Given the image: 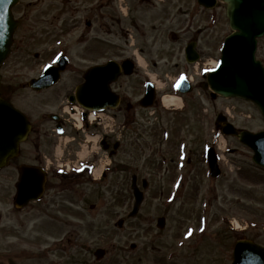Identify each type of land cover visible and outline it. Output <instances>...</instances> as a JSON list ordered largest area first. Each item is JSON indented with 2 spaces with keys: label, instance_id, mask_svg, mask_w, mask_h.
I'll use <instances>...</instances> for the list:
<instances>
[{
  "label": "rangeland",
  "instance_id": "rangeland-1",
  "mask_svg": "<svg viewBox=\"0 0 264 264\" xmlns=\"http://www.w3.org/2000/svg\"><path fill=\"white\" fill-rule=\"evenodd\" d=\"M222 11L220 37L230 32L224 9ZM82 31L83 26L73 32L67 27L62 32L63 46L65 44L66 48L69 47L68 52L73 55V75L77 82L82 79L90 62L98 59L97 55L89 57L85 54L84 44L78 42ZM258 46L257 58L264 65V38L259 39ZM214 55L215 53L210 56L212 60L209 57L206 59L209 65H212ZM208 62L205 61V64ZM39 67L37 64L32 69L21 67L8 72L9 77L13 76L15 87L11 98L31 118L40 117L44 112L62 113L67 107L63 96L51 95V91L60 90L63 83L45 94H34L19 88L18 84L33 76ZM71 70L72 66L68 65L63 74L64 82L69 83ZM175 74L164 79L170 83ZM195 79L200 80L198 76ZM128 84L131 86L128 89L131 94L133 84L130 81ZM190 96L194 97L198 108L207 109L204 123H199L200 119L195 116L197 110L192 113L189 106V109L182 110L179 117L177 114H164L162 123L159 124H155L152 110H147L138 114V125L133 124L135 128L130 131H119V128L114 127L109 132L110 143L117 141L120 148L110 157L112 170L98 183L85 177L79 179V182L74 179L71 187L68 182L52 179L42 202L30 203L20 210L12 203V187L7 185L5 191L0 187V228H8L3 231L10 230L12 234L22 238L29 235L32 239L37 234L42 247H48L54 240L61 239L60 254L63 258L64 252H70L65 239L72 238L73 264H228L232 258V243L237 238H251L264 245V169L251 161V149L235 137H225L224 141L219 142V147L218 140L215 141L222 171L218 180L205 177L200 168L194 178L189 177V188L177 193L178 201L166 204L169 190L167 185L170 184L169 176H172L173 171L166 172V169L161 168L156 156V153L163 154L169 149L167 144L160 141L162 128L166 127L169 131L168 144L176 145L180 137H185L190 142L188 147L193 148V151L201 146L200 131H204L206 142L213 140L214 118L219 112L228 113V119L238 128L252 132L264 129L263 118L249 101L220 97L213 106L208 95L204 96L200 90ZM60 103H63V109L59 106ZM64 114L70 119L66 120L69 126L61 136H55L57 143L52 147L48 158L54 163L73 158L74 164L78 159H83L81 157L86 153L82 144L88 145L90 155L91 145L97 150L99 141L94 139L87 142L84 138L91 137H85L81 131H77L66 110ZM202 114L204 111H201ZM92 130L87 132L90 134ZM75 132H78L81 139L73 148L71 136L76 137ZM227 149L232 150L228 152ZM98 161L103 164L109 158L104 156L103 160ZM67 162L72 164L69 160ZM132 174L138 176L139 186L142 177L149 181L150 186L146 189L145 199L137 215L128 218L126 215L133 200L130 189ZM1 182L5 181L0 178ZM204 205L207 207L203 208ZM162 215L166 218L165 226L159 229L156 227V220ZM201 215L203 223V218L208 219L207 230L202 235L193 236L182 247H177L175 241L181 238L183 231L193 227V235L199 232L198 218ZM119 218L125 221L121 228L116 225ZM42 227L43 230H40ZM2 236L6 237V234H0V243L5 244L11 240ZM132 243L135 244L133 249L130 248ZM98 247L105 248L107 253L104 258L96 261L93 252ZM48 255L54 258L50 253ZM29 264L35 263L30 261Z\"/></svg>",
  "mask_w": 264,
  "mask_h": 264
},
{
  "label": "flooded vegetation",
  "instance_id": "flooded-vegetation-1",
  "mask_svg": "<svg viewBox=\"0 0 264 264\" xmlns=\"http://www.w3.org/2000/svg\"><path fill=\"white\" fill-rule=\"evenodd\" d=\"M224 8L225 5L219 0L211 9L206 8L199 0H17L11 8L15 28L10 53L0 67V96L10 101L26 116L31 128L27 137L18 144V153L9 158L7 166L0 169V178L5 181L0 183L1 190L5 191L6 186L9 185L15 192L20 166L37 167L43 169L46 174L44 192L41 200L38 201L42 202L49 187L48 183L52 179L68 182L72 187L73 180L77 179L79 182V179L84 178L92 169L91 165L99 163L98 160H103L104 156L107 158L113 156L119 150L120 144L117 141L110 143L109 131L114 127L119 128V131H130L135 128L133 124L138 125V114L147 110H152L155 124L162 123L164 114L180 115L182 112L177 108L163 107L162 97L170 91L164 77H170L175 73L178 75L181 70L185 72L192 90L187 94H177L181 102H185L186 105L192 103L195 106L196 100H193V103V97L190 95L196 90L210 97L209 89L205 88L204 75H201L198 81L195 78L197 70L205 66L206 59L211 54H216L220 47V19ZM81 26L84 31L80 34L78 42L84 44L85 54L89 57L97 55L100 59L91 61L87 68L112 63L119 74L110 84L115 100L101 106L105 107L102 110L104 113L111 115L112 121L110 123L99 121L88 126L89 132L93 129L92 131L100 134L99 146L96 151L91 148L92 153L87 155L89 157L83 162L85 169L83 168L84 170L78 174L73 171V166L78 167L79 159L74 164L73 158L67 159L72 163L70 165L67 160L63 162L54 158L55 161H59L54 163L48 158L52 147L56 146L58 128L63 132L69 126L70 119L64 114L66 109L62 113L44 112L40 117H29L27 111L14 103L11 98L15 87L13 76L9 77V70L21 67L32 69L35 65H40L33 76L24 83L18 84L19 88L34 94H45L63 83L61 89L56 92L51 91V95L63 96L68 109L73 107L69 97L73 101L74 89L83 81V74L82 79L77 82L76 76L73 75V55L68 52L69 47L66 48L65 44L63 46L62 32L67 27L73 32ZM61 55L67 56L68 63L58 82L46 89L30 88L29 80L38 77L45 66L55 64ZM68 65L72 66L69 83L63 81V74L67 71ZM148 79L157 82L158 87L155 85V88L150 89L147 86ZM128 81L133 84L131 94L128 91L131 87ZM149 101L151 105L144 107ZM61 104L63 103L59 106ZM61 109H63L62 105ZM201 109L202 107H194V110H197L195 116L200 119L199 123H204L205 116L201 115ZM77 133L75 132L76 137L71 136L73 148L81 139ZM183 142L186 144L184 149L187 152L184 161L175 154ZM202 143L201 140V145ZM189 145L190 142L186 139L178 140L176 145L167 144L169 149L167 148L166 155L161 156V161L167 160L166 172L173 171L172 176H169L170 184L167 185L169 191L174 188L177 191L187 190L189 177L194 178L200 168L202 173L206 169L202 147L193 151V148L188 147ZM162 164L160 162V165ZM107 165L99 180L107 177L109 168L112 170L110 161ZM178 168H183V171H180V177L174 183V172ZM30 203L35 202H29L25 207ZM4 229L8 228L1 227L0 234H6L7 239L11 240L6 241L5 244L0 243V264H29L30 261L35 264H73L72 238L65 239L70 252L68 251V254L64 252L65 258H63L60 254L61 239L54 240L48 247H42L37 234H34L32 239L29 235L22 238L12 234L10 230L3 231ZM40 230H43V227ZM6 237L2 236V238ZM48 253L54 258L49 257Z\"/></svg>",
  "mask_w": 264,
  "mask_h": 264
},
{
  "label": "water",
  "instance_id": "water-1",
  "mask_svg": "<svg viewBox=\"0 0 264 264\" xmlns=\"http://www.w3.org/2000/svg\"><path fill=\"white\" fill-rule=\"evenodd\" d=\"M17 0H0V65L9 52L11 36L15 28L10 13L11 6ZM226 4V16L232 29L224 40L218 67L207 74L206 87L223 97H239L250 100L259 109L264 118V68L255 59L257 38L264 35V0H221ZM207 7H212L214 0H199ZM65 59L61 57L58 66H51L38 78L32 79L30 87L40 89L49 87L58 79L59 72L65 67ZM118 75L113 64H105L89 68L84 74V82L75 89L76 101L84 108L100 106L111 102L113 95L109 83ZM180 87V91H188ZM73 97V102H74ZM221 132L233 135L239 141L249 146L254 154L252 160L264 168V131L253 133L248 130L235 129L219 114L216 119ZM30 124L25 116L7 100L0 97V167L7 164L8 158L17 153L18 143L26 137ZM211 176L219 174L216 156L212 150L207 153ZM132 181L134 203L129 216L139 209L143 193ZM44 177L37 168L23 165L19 168V179L16 183L14 203L23 206L29 200L35 199L43 189ZM122 221H119L121 226ZM164 218L158 219V226L163 227ZM104 254L102 249L95 251L97 259ZM231 264H264V246L248 239L236 242Z\"/></svg>",
  "mask_w": 264,
  "mask_h": 264
},
{
  "label": "bare ground",
  "instance_id": "bare-ground-1",
  "mask_svg": "<svg viewBox=\"0 0 264 264\" xmlns=\"http://www.w3.org/2000/svg\"><path fill=\"white\" fill-rule=\"evenodd\" d=\"M212 64H214V63L212 62ZM166 100H167V99H165V101H166ZM171 101H173V102H177L176 105L179 104V100H178L177 98H175V97H171ZM221 139H222V141H224L222 137H221Z\"/></svg>",
  "mask_w": 264,
  "mask_h": 264
}]
</instances>
